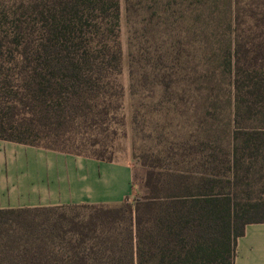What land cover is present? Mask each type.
<instances>
[{"label":"trees","instance_id":"1","mask_svg":"<svg viewBox=\"0 0 264 264\" xmlns=\"http://www.w3.org/2000/svg\"><path fill=\"white\" fill-rule=\"evenodd\" d=\"M125 10L130 92L161 97L148 111L162 121L143 135L154 143L137 154L142 193L0 208V264H234L246 224L264 221V125L254 122L264 124V0H125ZM120 16V0H0V139L117 158ZM193 36L212 51L196 69L183 59ZM225 90L231 130L204 135L217 118L210 96ZM195 95L202 109L186 100Z\"/></svg>","mask_w":264,"mask_h":264},{"label":"crops","instance_id":"2","mask_svg":"<svg viewBox=\"0 0 264 264\" xmlns=\"http://www.w3.org/2000/svg\"><path fill=\"white\" fill-rule=\"evenodd\" d=\"M133 192L128 160L0 139V208L118 203ZM234 264H264V221L238 236Z\"/></svg>","mask_w":264,"mask_h":264},{"label":"rangeland","instance_id":"3","mask_svg":"<svg viewBox=\"0 0 264 264\" xmlns=\"http://www.w3.org/2000/svg\"><path fill=\"white\" fill-rule=\"evenodd\" d=\"M120 9H121V16H120V39L122 43L123 48V67L121 72V79L124 85V109L127 117V134L125 136L119 137L115 141L116 146V154L117 158L122 160H128L131 162L133 166V192L130 195V200L133 199V197L136 194L142 193V181H143V173H144V167L140 162V159L137 157V154L139 150H143V148L149 147L151 143H154V139L152 136L155 134V131L153 130V127L157 124V122H161L162 119L159 118V115L154 111H148L151 107L148 108V105L152 106V104L158 100H161L160 94L158 91H155V95H152L151 89H142L139 86V91L137 94L133 95L130 92L129 88V59H128V38H129V25L127 24V18H126V10H125V0H120ZM192 40H194L195 47H187L188 50L185 51L186 57L184 59V65L194 67L196 69L197 63L202 61L203 53L206 52V55H209L212 51L206 50L204 51L202 48L198 46V39L196 37H192ZM197 46V47H196ZM198 73V72H197ZM191 76H194V72L192 71ZM221 79V78H220ZM222 84H226L225 79H221ZM227 85V84H226ZM228 92L225 90V96L219 95L218 97H214L213 95L210 96L211 100L215 102L216 106L213 105H207V108L209 110H217L216 117L209 116L207 119V122H205L200 129L202 134H215L216 136H220L224 139L228 136L230 130H231V107L229 105V97ZM187 101L192 102L193 105L199 104L200 101L203 100L201 96L195 95L190 96L186 99ZM210 101V102H212ZM138 105L142 108L141 109V115L139 118H144L147 121L140 120V127L142 125L141 132L138 139L135 140V136H133L132 126L133 123L131 121V116L135 108L138 107ZM219 105H221L219 107ZM146 107L147 109H145ZM200 109H202V104H199ZM222 107V109H221ZM206 108V107H204ZM191 119H189L190 121ZM185 122H188L185 120ZM257 122V125H264L263 123H260L258 120L254 121ZM209 123H213L211 127H209ZM215 123V124H214ZM149 130H152V136L148 137V139H144L143 135L148 132ZM137 133V132H136ZM184 133H188V131H184ZM138 134V133H137ZM133 143L136 144V147L134 148Z\"/></svg>","mask_w":264,"mask_h":264}]
</instances>
